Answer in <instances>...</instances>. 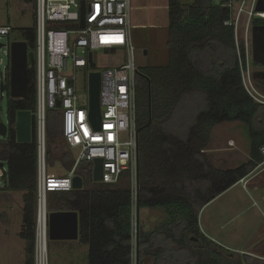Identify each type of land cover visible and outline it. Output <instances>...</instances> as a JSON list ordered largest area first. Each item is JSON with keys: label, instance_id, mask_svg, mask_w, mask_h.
<instances>
[{"label": "trees", "instance_id": "16d2710c", "mask_svg": "<svg viewBox=\"0 0 264 264\" xmlns=\"http://www.w3.org/2000/svg\"><path fill=\"white\" fill-rule=\"evenodd\" d=\"M235 1L194 0L193 5H183L180 0H169V64L138 69L137 207L139 211L159 210L165 219L155 231L140 230L139 264H144L146 256H155L158 264H238L233 259L236 254L209 241L199 225V214L205 205L264 163V105L252 99L243 86L246 57L236 45L234 9L225 7ZM26 2L35 6V0ZM227 22L231 25H225ZM260 26H264V18L252 17L251 27ZM34 27L14 29L11 35L12 40L29 45V95L21 101L8 99L9 137L0 140V162L10 167L6 187L0 190L23 193L22 238L30 243L27 264H34L35 260L37 149L35 138L30 144L17 143L16 116L20 111L36 110ZM254 84L263 91V84ZM187 98L202 104L198 122L193 128L188 129L184 123L172 130L176 111ZM224 121H241L248 126L250 159L236 170L220 171L214 176L208 161L192 150L191 132L198 128L204 150L210 130ZM62 136L59 112L51 110L48 147L55 146ZM190 156L203 168L196 178L185 175L193 167L186 162ZM64 159L69 161L68 156ZM159 178L161 181L155 183ZM63 206L80 213L79 242L89 246L90 264L133 263V203L127 177L118 185L94 184L91 171L85 177L83 191L50 195L49 211H62ZM145 249L147 252L143 253ZM244 258L245 264L254 262L250 256Z\"/></svg>", "mask_w": 264, "mask_h": 264}, {"label": "built area", "instance_id": "2783aa9c", "mask_svg": "<svg viewBox=\"0 0 264 264\" xmlns=\"http://www.w3.org/2000/svg\"><path fill=\"white\" fill-rule=\"evenodd\" d=\"M241 2L240 12L246 4L252 6L250 19L254 16L264 18V13L256 12L258 0ZM233 5L231 2L225 7L233 9ZM34 8L36 40L32 51L37 98L36 110L32 113V140L35 138L37 149L35 264H49V253L45 255L39 243L40 208H48L51 194L74 191L73 181L80 176L79 170L87 165H91L93 170L94 161L98 159L103 162L101 184L118 185L124 177L130 182L133 240L137 235L134 210L138 211V67L133 44V0H35ZM13 33L11 26L0 25V39H8L7 45L0 44V126L4 124L3 102L10 98V46L14 42L11 39ZM4 49H7L6 66ZM99 52L103 54V59L96 61L94 56ZM113 53L126 63L118 67L105 66L109 54ZM91 54L95 69L90 67ZM246 68L242 69L243 86L252 99L264 105V90L256 87L249 73L244 71ZM91 72H100L102 77L100 128H95L90 120L88 79ZM81 81L85 92L81 89ZM104 95L110 96L109 103H103ZM58 102L61 103L59 108ZM51 110L59 112L63 138L69 148L76 151L72 170L61 177L48 172V113ZM7 127L9 130L10 126ZM261 153L264 155V146ZM0 164L1 184L6 183L10 167L4 162ZM83 179L85 181V177ZM46 234L48 227L44 231Z\"/></svg>", "mask_w": 264, "mask_h": 264}, {"label": "rangeland", "instance_id": "374dc122", "mask_svg": "<svg viewBox=\"0 0 264 264\" xmlns=\"http://www.w3.org/2000/svg\"><path fill=\"white\" fill-rule=\"evenodd\" d=\"M27 0H0V25H9L15 30H23L33 28L35 25V8L34 3H27ZM137 4L138 13L141 23L139 30L133 29V44L136 49V65L140 68H160L166 67L169 64V51L166 43L169 39L168 34V11H165L166 0H133ZM235 1V0H234ZM242 0H236L233 5L234 20L236 23V45L240 53L244 51L246 57L247 68L244 70L249 73L253 82L261 83L258 73L262 71L259 66L254 64L252 51V27L249 12L252 9L250 4H246L241 11ZM133 2V3H134ZM183 5H193L194 0H180ZM134 5V4H133ZM145 24V25H144ZM144 27V28H143ZM15 41V40H14ZM8 39L1 38L0 44L7 45ZM243 47V48H242ZM7 49L3 50L4 66L8 60L5 55ZM145 52L147 54L145 55ZM101 52L94 56V59L102 58ZM126 63L118 54H109L104 65L118 67ZM81 89L85 92L83 81H81ZM194 97V96H193ZM110 96L104 95L103 103L110 102ZM200 101V99H197ZM202 104L192 99H186L179 109L176 111L172 122V130H177L184 123L189 128H193L199 119V110ZM192 114V116H191ZM2 121L5 125L10 126V117L8 111V99L3 102V117ZM262 124V123H261ZM257 125L259 123L257 122ZM198 128L192 129V150L200 152L205 162L208 161L212 171V175H217L220 171L236 170L250 159V146L248 136V126L241 121H224L217 124L210 130L209 140L202 149L204 144L201 137L198 135ZM9 137V136H8ZM8 137H0V140H6ZM48 153V172L50 175L61 177L72 170L76 151H72L64 140L63 136L56 140V145L49 148ZM49 155V154H48ZM69 157V161L64 158ZM188 166H193L188 169L186 176L196 178L203 172L200 169V163L196 162L192 156L186 160ZM208 165V166H209ZM8 167V165L6 164ZM264 167H259V172ZM199 169L202 171H199ZM84 170L81 168L79 173ZM185 172V171H184ZM200 174V175H199ZM87 177L88 174H83ZM252 175V174H251ZM159 177V176H157ZM156 177V178H157ZM250 177V176H249ZM252 177V176H251ZM248 178V177H247ZM161 181L160 178L155 183ZM6 183L0 184V189L4 188ZM219 184L216 185V188ZM160 193H157V195ZM175 196L174 193H172ZM161 196V195H159ZM53 201V200H52ZM64 211H69L63 206ZM46 208L47 218L50 213ZM155 210H134V219H164V216H158ZM253 212H250L251 215ZM161 214V213H159ZM203 217V211L199 214V221ZM37 219V216H36ZM151 228V224H150ZM135 230L137 235L133 240V256L134 264L138 263L137 247H138V220L135 222ZM23 232V193L8 192L0 190V264H27L30 258L29 250L30 243L22 238ZM221 240V239H220ZM224 244H232L229 241H224ZM36 248V246H35ZM36 250V249H35ZM47 252L49 253V264H90V248L88 245H83L79 241L54 243L48 240ZM147 250H143V253ZM149 252V251H148ZM153 257L148 256L146 263L152 264ZM238 264H245L244 255L236 253L233 257ZM252 264H264L258 260H254ZM35 264V260H34Z\"/></svg>", "mask_w": 264, "mask_h": 264}, {"label": "crops", "instance_id": "0c3cea01", "mask_svg": "<svg viewBox=\"0 0 264 264\" xmlns=\"http://www.w3.org/2000/svg\"><path fill=\"white\" fill-rule=\"evenodd\" d=\"M133 4V26L135 30H139L142 25L139 23L140 17L137 15L139 7L135 2ZM165 11H168L169 15V0H166ZM261 166L264 167V165ZM261 166L259 165V167ZM259 167L250 177L244 179V182L241 181L232 186L205 205L201 210L203 217L199 221V225L204 237L209 241L235 254L250 256L255 261L264 262V168L259 172ZM154 212L158 216L163 215L159 210ZM250 212L253 213L250 215ZM159 218L137 219L138 234L140 230L145 233L157 230L165 221V219ZM223 240L232 244H224ZM174 247L175 245H173ZM136 252L139 263V244ZM174 253L176 254L175 248ZM147 257L144 258V263H146ZM151 257H153L152 264H158L155 256ZM159 264L161 263L159 262Z\"/></svg>", "mask_w": 264, "mask_h": 264}, {"label": "water", "instance_id": "95a60500", "mask_svg": "<svg viewBox=\"0 0 264 264\" xmlns=\"http://www.w3.org/2000/svg\"><path fill=\"white\" fill-rule=\"evenodd\" d=\"M256 12L264 13V0H258ZM84 27V21L82 22ZM252 51L255 64L264 66V26L252 28ZM147 52H145V55ZM90 67L96 68L92 54L89 56ZM29 56L28 44L22 41H14L10 46V80L9 97L11 100L21 101L29 95ZM264 83V72L258 73ZM264 86V84H263ZM264 90V88H263ZM90 120L95 128H100L101 122V91L102 77L100 72H91L88 79ZM61 103L58 102L59 108ZM16 141L18 144H30L34 127L32 113L20 111L16 116ZM9 130L5 124L0 126V137H8ZM2 167V164H0ZM92 180L95 184L103 181V162L94 161ZM74 191H83L85 181L83 177L76 176L73 181ZM81 217L75 210L50 211L48 214V240L50 242H76L80 240Z\"/></svg>", "mask_w": 264, "mask_h": 264}, {"label": "bare ground", "instance_id": "6f19581e", "mask_svg": "<svg viewBox=\"0 0 264 264\" xmlns=\"http://www.w3.org/2000/svg\"><path fill=\"white\" fill-rule=\"evenodd\" d=\"M47 211L46 208L42 207L39 211V227H40V237H39V243L42 246V251L46 255L47 252V245H48V235H44L45 229L48 227V218H47Z\"/></svg>", "mask_w": 264, "mask_h": 264}, {"label": "flooded vegetation", "instance_id": "af4514ba", "mask_svg": "<svg viewBox=\"0 0 264 264\" xmlns=\"http://www.w3.org/2000/svg\"><path fill=\"white\" fill-rule=\"evenodd\" d=\"M259 65V64H258ZM260 69H262L261 72H264V66L259 65ZM259 77V76H258ZM259 80H261V78H259ZM261 83H263V80H261ZM264 84V83H263ZM264 87V86H263ZM84 174H89L92 171V166L91 165H87L84 167ZM95 184V183H94Z\"/></svg>", "mask_w": 264, "mask_h": 264}]
</instances>
